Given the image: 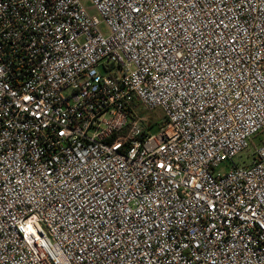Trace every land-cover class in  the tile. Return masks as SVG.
Masks as SVG:
<instances>
[{
	"label": "built area",
	"instance_id": "obj_1",
	"mask_svg": "<svg viewBox=\"0 0 264 264\" xmlns=\"http://www.w3.org/2000/svg\"><path fill=\"white\" fill-rule=\"evenodd\" d=\"M89 2L0 0V264H264V0Z\"/></svg>",
	"mask_w": 264,
	"mask_h": 264
},
{
	"label": "rangeland",
	"instance_id": "obj_2",
	"mask_svg": "<svg viewBox=\"0 0 264 264\" xmlns=\"http://www.w3.org/2000/svg\"><path fill=\"white\" fill-rule=\"evenodd\" d=\"M84 2L89 6V9H91L89 0H84ZM90 12L94 13V10L91 9ZM102 31L106 33L107 28L103 27ZM138 110L142 116H145L149 119V123L151 126L149 133L151 135L159 134L161 131V127L164 125L165 122V114L163 110L156 109L154 111L147 112L143 107H139ZM263 139H264V133L262 132L253 139L252 143L250 144V147L243 154L237 156L234 159V162L239 164L240 166L250 165L255 157V149ZM222 167H227V166L226 164H224Z\"/></svg>",
	"mask_w": 264,
	"mask_h": 264
}]
</instances>
